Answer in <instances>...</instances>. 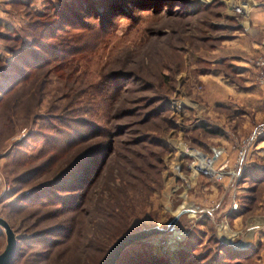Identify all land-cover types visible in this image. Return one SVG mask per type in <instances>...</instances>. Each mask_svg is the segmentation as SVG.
<instances>
[{
  "label": "rangeland",
  "instance_id": "1",
  "mask_svg": "<svg viewBox=\"0 0 264 264\" xmlns=\"http://www.w3.org/2000/svg\"><path fill=\"white\" fill-rule=\"evenodd\" d=\"M223 1L11 2L15 28L0 32L10 39H0V67L13 61L11 48L38 41L27 26L41 15L56 32L42 43L60 54H42L46 65L0 96V256L11 233L17 251L10 264H98L119 237L155 230L125 256L264 264V134L246 149L230 185L189 179L179 150L217 152L219 165L231 166L240 142L264 123V92L252 67L262 51L219 63V22L244 23L252 7L246 0L247 15L231 16V6L245 0ZM61 5L68 8L56 17ZM94 147L100 154L82 165L89 181L76 197L52 190L26 198ZM220 222L234 244L219 240ZM222 245L250 252L225 260Z\"/></svg>",
  "mask_w": 264,
  "mask_h": 264
},
{
  "label": "trees",
  "instance_id": "2",
  "mask_svg": "<svg viewBox=\"0 0 264 264\" xmlns=\"http://www.w3.org/2000/svg\"><path fill=\"white\" fill-rule=\"evenodd\" d=\"M89 4H91V0H87ZM61 5L57 9H53L52 11L55 13V16L57 17L58 15H63V10L65 8H68V5ZM44 16L41 15L40 17H36V21L30 22L28 24V29H31L33 31H38L39 32V38L38 41H32L29 44V47L27 49H20L19 51H16L15 48H11L12 54H13V61L3 65V67H0V96H4L10 91V87L13 86L14 84H17L18 82L24 81L27 77V73L29 71H33L35 69H40L47 63V59L42 57V54L45 56L48 55L47 51L53 52V55L50 57L57 56L60 54L59 51H55L56 48H50L47 47V45L42 43V40L48 38L50 40H56V32L53 33L51 30L48 29L47 23H43L40 21L43 19ZM58 19V18H57ZM61 26H63V20L60 19ZM83 24L79 25L82 26ZM74 29V28H73ZM58 30V29H55ZM46 32V33H45ZM49 33V35H47ZM47 36V37H46ZM9 36L5 35H0V39L4 42L9 41L10 39L8 38ZM13 43L15 44V41L17 42V39L12 40ZM37 50L39 51L38 53H32L31 51ZM34 56L33 59H31V55H37ZM33 60V61H32ZM200 128L203 130H207L210 134L216 135L217 131L214 129H206L203 125H200ZM79 139V137L77 138ZM66 144L72 143L70 139H66ZM82 140V139H81ZM76 142V141H75ZM66 147V146H65ZM64 149V148H63ZM102 149V148H101ZM65 150H62V152ZM100 148H89L87 150H84L82 153L76 156L74 161L69 164L65 169L61 170L54 179H52L50 182H47L41 186H38L37 188H33L32 190L28 191L25 195L26 198H30L32 196L42 194V193H47L46 191L50 192L52 190H55L56 192H61V193H72L74 197H76L78 194V191H80L83 187L84 184H86L89 181V178L86 175L85 169H83V164L84 162L92 159L93 157L99 155ZM61 153V152H60ZM56 157V156H54ZM53 157V158H54ZM87 166V165H86ZM91 166H89L87 172H91ZM93 172H95L93 170ZM88 178V179H87ZM67 180V182H65ZM24 195V196H25ZM80 196V195H79ZM50 198V197H48ZM55 198V197H54ZM60 199V198H56ZM51 199H47V201H50ZM62 201V200H60ZM43 202V201H41ZM56 202V201H55ZM46 234H48L46 232ZM18 241H24V239H19ZM116 241V240H115ZM114 241V242H115ZM113 242V243H114ZM112 243V244H113ZM135 244V243H132ZM132 244L127 245L123 251L121 252L120 256L116 260L114 264H170L169 261H167L166 258L164 257H155L150 255L149 252H146L144 255H139V254H130L126 255L127 258H125V249ZM16 245H15V252L16 250ZM222 250L225 251L226 253V259L225 260H238V259H244L247 253L249 251H239V250H234L231 247H226V246H221ZM108 251V250H107ZM106 251V253H107ZM16 254V253H15ZM125 256V260L121 261V256ZM15 258V256H14ZM13 258V260H14ZM12 260V261H13ZM101 261V260H100ZM100 263V262H99ZM98 263V264H99Z\"/></svg>",
  "mask_w": 264,
  "mask_h": 264
},
{
  "label": "built area",
  "instance_id": "3",
  "mask_svg": "<svg viewBox=\"0 0 264 264\" xmlns=\"http://www.w3.org/2000/svg\"><path fill=\"white\" fill-rule=\"evenodd\" d=\"M231 11L235 15L245 16L249 11V4L246 1H240L237 5L231 6ZM252 67L256 71L258 86L264 92V45L262 52L252 61ZM263 134L264 123L252 129V131L240 142V146L236 150L235 160L231 166L227 165V161L220 163L219 165V154L217 152H212L211 155H204L194 149L179 146L182 155L186 157L185 166L190 173L189 179L201 176L216 183H221L223 179H226L227 184L229 185L234 183L240 176V167L246 149ZM216 206L217 204H214L211 208H215ZM230 208L232 211L236 210L237 204L232 201ZM195 211L196 210L194 209V212ZM185 212L190 211L185 210ZM234 239H236V236H233L226 223L220 222L219 240L223 244H234L236 242L233 241Z\"/></svg>",
  "mask_w": 264,
  "mask_h": 264
},
{
  "label": "crops",
  "instance_id": "4",
  "mask_svg": "<svg viewBox=\"0 0 264 264\" xmlns=\"http://www.w3.org/2000/svg\"><path fill=\"white\" fill-rule=\"evenodd\" d=\"M12 1L13 0H0V32L9 33L15 28L13 20L14 18L12 16L10 17L8 9L11 6ZM257 1H259L257 4H254L251 0L248 1L250 3V7L252 8L249 12V15L247 16L246 22H240L239 24H236L232 21H223V23L219 22V26H221V31H219V38H221L219 40V63L223 58H237L241 61H244L250 53L256 54L258 51L260 52L263 50L264 3L260 2L261 0ZM223 2L227 7L229 4L230 6L233 5L236 0H224ZM230 14L231 13H229L228 16ZM232 15L233 13L231 16ZM223 86L224 84L222 83L219 74L220 91H222L220 87ZM216 87L218 88V86Z\"/></svg>",
  "mask_w": 264,
  "mask_h": 264
},
{
  "label": "water",
  "instance_id": "5",
  "mask_svg": "<svg viewBox=\"0 0 264 264\" xmlns=\"http://www.w3.org/2000/svg\"><path fill=\"white\" fill-rule=\"evenodd\" d=\"M185 212V211H182ZM181 213V212H180ZM155 230L141 231L138 233L126 234L119 237L109 248L99 264H114L123 249L132 243L144 240L150 237ZM7 252L0 256V264H10L15 254V242L11 233L6 238Z\"/></svg>",
  "mask_w": 264,
  "mask_h": 264
}]
</instances>
